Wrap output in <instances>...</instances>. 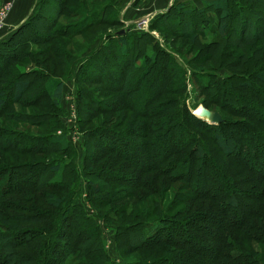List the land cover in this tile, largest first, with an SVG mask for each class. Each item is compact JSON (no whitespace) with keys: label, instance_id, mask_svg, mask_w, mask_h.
Here are the masks:
<instances>
[{"label":"rangeland","instance_id":"obj_1","mask_svg":"<svg viewBox=\"0 0 264 264\" xmlns=\"http://www.w3.org/2000/svg\"><path fill=\"white\" fill-rule=\"evenodd\" d=\"M46 1L40 0V3L45 4V16L36 18L24 32L13 38V41L10 40L9 44L24 47L20 48L17 59L13 55L9 56L0 78V90L5 93V106L0 109V235L8 238L5 241H12V247L7 249L0 241V264H47L49 256V264H86L81 253L99 254L102 262L108 258L107 264H219L220 261L209 259L214 249L228 252L238 250L252 264H264V244L256 239H244L241 231L240 236L235 230L224 232L225 228L220 230L223 235L219 236L216 223L205 227L214 235L210 239L204 228L195 231L199 239L204 241L200 250L207 259L195 255V251L167 244L137 248V244L130 243L127 233L137 232L138 229V234L140 232L142 235L149 229L144 225L160 217L173 222L175 217H192L201 210H208L210 214L219 212L213 211V205L207 199L190 201L189 197L184 196L191 192V185L182 179L173 178L170 173L157 169L139 170L122 157L123 153H118L120 150L131 154L130 149L124 148L119 140L121 137L136 144L153 140L154 150H158V160L166 154L157 148L164 138H170L172 141L168 139L167 144L172 142V145L175 142L173 139L179 140L183 148L200 143L216 164L221 165L234 179L236 188L243 191L239 201L246 208L252 207L263 212L264 176H260L258 170L264 169V165L256 162L255 150L248 145L245 147L246 144L243 147L238 145V136L246 132L244 127L252 125L251 131L258 138L264 137V120L256 121L254 116L264 117V82L251 74L247 82L252 87L239 88L240 80L235 75L251 71L264 72V42L244 39L253 35L256 26L261 35L264 33V0H229V5L235 11L239 3L244 5V11L238 10L248 16L250 26L243 30H246L243 37L240 32L244 28L242 23L227 19L225 33L228 39L215 29L209 30L208 34L198 33L197 38L188 39L179 35L182 31L175 12L159 17L149 26V22L180 0H169L166 9L144 16L140 14L152 10L157 0H57L59 4L60 1L64 2L60 8L59 5L52 8V3H44ZM14 2L0 0L1 6L9 4V7L3 8L7 12L5 22L13 10ZM103 5L109 6L106 10L111 15L109 22L91 27L85 33L71 38L56 32L51 34V30L59 32L60 27L74 25ZM75 13L78 15L74 17ZM119 13L122 24L114 22ZM47 15L52 16L50 20H47ZM182 23L185 24L186 20H182ZM4 28L0 30V40L6 39L16 27H12L9 32L4 31ZM132 29L147 32L138 41L131 36L135 48L137 43L142 44L143 55L145 40L155 41L161 50L157 52L156 62L145 55L139 59L146 58L147 66L152 69L146 91L143 89L136 98L134 95L124 97L125 92L111 91L97 77L84 75L83 80L75 78L79 76L84 63L90 62L91 58L83 63L85 56L92 55V50L100 43L99 36L111 34L115 30H124L125 33ZM102 41L108 44L112 40L106 36ZM204 46L207 50L203 49ZM101 51L104 57L112 55L110 49L100 48L96 56L100 64ZM113 52L117 60L124 61L119 53ZM205 53L210 55L204 57ZM170 54L178 65L168 60ZM185 62L194 69L210 72L209 75L217 74L224 78L223 82H230L231 88L227 92L238 95L240 101L247 103L254 114L244 116L236 109L237 101L232 94L230 98L234 104L227 107L225 104L229 100H220L230 110L204 101L202 92L207 95L210 89L204 90L195 83L194 74ZM34 70L47 74V80L53 78L62 81V95L58 102L50 90L44 91V87L38 85ZM129 72L136 70L130 67ZM27 73L29 75L26 76ZM102 76L106 77L104 74ZM46 79L41 80L43 82ZM22 80H28L31 84L20 97L13 98V82ZM151 80V85H148ZM109 86L118 87V80ZM146 92L149 98L144 101ZM216 93L221 94L219 91ZM178 101L188 104L192 113L202 120L197 115L196 107L217 111L222 120L218 123L204 120L209 126L203 129L186 112L185 122L191 133L184 130L176 133L173 124L167 129L164 123L174 119ZM243 116L245 120H242ZM62 131L66 132L67 140L74 146L72 157L81 178L75 189L74 185L72 188L70 186L76 177L74 167L68 160L70 145L64 148L53 141L55 134ZM217 134L226 140L225 144L230 150L228 153L218 146L214 139ZM188 148L181 155H170L168 159L164 156L162 168L178 165V158H183ZM136 150L132 155L143 165L137 155V146ZM235 155L242 160L246 158L247 166L235 164L238 161ZM58 164L62 166L57 173L49 170ZM83 179L98 185L99 191L94 192L91 188L87 190ZM50 194L61 198V205H53ZM72 195L78 207L71 206ZM80 209L86 213H81ZM249 221L264 226L261 219L250 218ZM58 222L60 224H56ZM196 224L209 226L207 222Z\"/></svg>","mask_w":264,"mask_h":264},{"label":"trees","instance_id":"obj_2","mask_svg":"<svg viewBox=\"0 0 264 264\" xmlns=\"http://www.w3.org/2000/svg\"><path fill=\"white\" fill-rule=\"evenodd\" d=\"M136 1L137 0H134V2ZM49 2L52 3L50 5L52 6V8H57L55 7L56 5H59L58 8H60V4L64 5L63 1H60L59 4L57 0H52V1L47 0L44 3H49ZM39 3L40 0H36L32 10L30 11L26 19L23 22H21L15 29H13L11 33L8 36H6L7 38L5 37L6 39L0 40V78L1 75L4 73V69H6L5 63L8 62L9 56L13 55V57H16L15 59H17L18 58L17 55H19L20 52L19 50L21 47L20 46L17 47V45L15 44L13 45L9 44L10 40L13 41L12 40L13 38H16L21 32H24L26 28L31 26L32 22L36 18L42 19L45 16L44 14L45 11H43L45 8L43 5L45 4L41 2L40 3L41 5L38 6ZM238 5H239L238 9H242L244 11V5L242 3H239ZM108 8H109L108 5L100 6L99 8L95 9L92 13L86 14L85 17L82 20L78 21L76 24L60 27V29L58 30L59 32L54 30H51L50 32L51 34L60 33L61 35L63 36L66 35L70 38L83 34L86 31H88L91 27H95L100 25L101 23H106L110 21L111 15L106 11ZM238 9L236 11L232 9L231 6L229 5V0H208V1L206 0L202 7L191 5L190 3L187 4L185 3V1L180 0L177 1L176 3L171 4L164 12L159 14L158 17H156L151 22H149V26L152 25V23L155 20H157L159 17L162 18L168 14L170 15L174 14L175 12L178 15L177 17L179 18V24L181 26V31H182L179 33V35H182L188 39L197 38L198 33L208 34V31L212 29L217 30V32L223 34V36L227 38V33H225V29L228 26L227 19L235 20L236 23L238 22L242 23L244 28H242L240 32L243 34L244 37L246 30L245 31L243 30L248 29L250 25H248L249 24L248 16L244 12L239 11ZM256 14L259 15L258 13ZM77 15L78 13L73 14L74 17ZM183 15L184 17H182ZM119 16L120 13L117 15L114 22L116 21L122 24V22L118 18ZM50 17L52 16L47 15V20H50ZM182 20H186V23L185 24L182 23ZM258 29L259 28L257 26L253 28V32H252L253 35L244 37V39L245 38L252 39V41L261 40L264 42V33L261 35ZM132 35L135 37H133ZM146 35L147 32H137L135 31V29L134 30L132 29L123 34L117 35L115 30L111 34L106 33L103 36H99L100 43L97 45V47H94V49L92 50V55L90 54L92 57H90V55L85 56L86 60L83 61V63L86 61L88 62L89 59L91 58L90 62L87 64L84 63V66H82V69L79 72L80 73L78 76L79 78L78 77L75 78L83 80L85 78L84 75H87V77H97L99 79V82L109 87L111 91L114 90V92H125L126 95L124 97L127 96L130 97L131 95H132L131 97H133L134 95L136 98L137 94H139V92H141L143 89L144 91L147 90V83L149 79H151L152 77L151 76L149 78V75H151L152 73V69H150L147 66L146 58L148 57V59H150L151 61L155 60L156 62L157 52L158 51L161 52V50H159L160 48L157 47L155 41H150L151 42L150 43L145 40V44H143V46H145V53H144L145 56L143 55L142 48L140 47L142 45L141 43H137L138 46L135 48V44L132 38L138 41L140 39H143V37ZM106 36L111 38L112 40L111 43L108 44H106V42L103 43L102 38ZM100 45H102V47H100ZM100 48L101 50L102 48L107 50L110 49L109 52L112 54L111 57L109 56L107 58L104 57L103 52L101 51L102 53V54L100 53L101 54L100 56H102L101 64L100 62H98L99 57L98 58L96 57L97 54L99 53L98 51L100 50ZM204 48L205 50H207L206 46H204L203 49ZM113 50H115L116 53H119L124 61L117 60L114 57ZM258 50L260 49H257V51ZM207 55L209 56L210 54L205 53L204 57H207ZM142 56L146 58H144V60L139 61V59ZM13 57L11 59H13ZM94 59H96L97 62L94 63L93 62ZM168 60L170 62L172 61L173 64H177L175 59L172 58L171 54L169 55ZM90 63H91V67H89ZM185 65L187 68H189L190 72L194 74L195 83L199 87H202V89L204 90L210 89V93H208L207 95H205L202 92V94L204 95V99H203L204 101H208L209 103L219 105L221 108L223 107L227 108L228 107L227 105L234 104V101L230 98L232 92H227L228 88H231L230 82H223L224 78L222 79V77H219L215 73L209 75L210 72L208 71L194 69L188 62L187 63L185 62ZM168 66L170 69V64ZM130 67H134L136 72H129ZM93 70L94 73L97 74V76L93 73ZM34 71H35V75H37L38 85L40 84L41 87H44V91L50 90V92H52V95L55 96V99L58 102V100L61 98L62 95V86H63L62 81L60 79H53V78L47 80L46 79L47 74H45L43 71L41 70L39 71L34 70ZM102 74H104L106 77H103ZM238 74L239 75H235V76H237L238 80H240L238 85L239 88L248 89L249 87L250 88L252 87L247 82V79L248 77H250L249 75L251 74L264 82L263 71L256 73L251 71L250 73H238ZM27 75L29 74L27 73L26 76ZM42 78H45L46 80L42 82L41 80ZM28 80L13 82V86H12L13 98L20 97L21 93L26 89H28V85L31 84L30 82H28ZM115 80H118V87L109 86ZM152 80L148 85H151ZM216 91L221 92V94L220 95L217 94ZM4 95H5L4 91L0 90V109H2L5 106V99L3 98ZM232 95L237 101L236 109L240 110V112L244 114V116H252L254 114V111L247 103L243 104L240 101L241 99L239 98L238 95L234 93ZM148 98L149 97L146 92L144 96V101L145 99L147 100ZM222 98L229 100V102L226 104L224 102L221 103L220 100H222ZM178 102H176V104H178ZM222 104H225V106L227 107L223 106ZM235 106L236 105H234V107ZM227 109L230 110V108ZM186 112H188V116L194 122H196V124H199L200 128L203 129L208 128L209 125L206 124V121L196 117L192 113L190 106H188V104L184 103L183 101L179 102L178 107L176 108V111L174 113V119H172V121L170 120L164 123L166 124L165 127L169 129V125L173 124V126L177 130L176 133L180 132L181 130H184L186 133H191L190 128H188L185 122ZM254 116H256V121L264 120V117L260 115L254 114ZM245 119H246L245 117L242 118V120ZM251 128L252 125H247L246 128L244 127L246 132H242L241 133L242 136H238L239 139L238 145L242 146L246 144L245 147H247L248 145L249 148L255 150L256 152L255 156L257 159L256 162L257 161L260 162V165L262 166L264 165V137L260 136L258 138V135H256L255 132L253 133V130L251 131ZM53 138H54L53 139L54 142L60 144L64 148H68L70 145L71 155L68 160L70 161L71 165L74 167V171L76 173V177L72 179L70 186L72 188V185H74V189H75V185L77 181L81 178L79 176V172L77 171V168L75 167L76 164H74V158L72 157L74 146L67 140L65 131H62V133L59 134H55ZM168 139L170 138L167 137L166 139L164 138L163 140H161L160 142L162 144L159 143V147H157L159 150H162V152L166 153L164 155L167 156L166 159H168L170 155H176V156L181 155V153H184V150L188 148V146H185V148H183L182 144L177 139H173L175 141L174 145H172V142L167 144V142L172 141L171 139L168 141ZM214 139L217 141V144L221 148V150H224L223 151L224 153H228L230 151L229 149H227V146L225 144L226 140L224 139V137H222L220 134H217L215 135ZM119 140L122 142V144H124L125 146L124 148L128 147L130 149L131 154H129V152L128 154L126 152H120V150L118 151V153H123L122 157L124 159H127L129 163H132L134 167H137L139 170H146V171L157 169L158 171L170 173L171 177L173 178H177L180 180L182 179L184 182H187L189 185H191L190 186L191 192L184 194V196L189 197L190 201L195 199H207L212 203L214 208L213 211L219 212L218 214L217 213L210 214L208 210H204V211L201 210L198 212V214L192 217H188V218L175 217L173 222L172 221L168 222L167 220L160 217L158 220H155L151 223H148L146 225L143 224L144 226H146V228L149 229L142 235L140 234V232L138 234V229H136L137 232H131L130 234L127 233L130 243L137 244V248L149 247V246L158 247L162 244L164 245L167 244L179 249H187L190 252L195 251L194 252V254L196 253L195 255L207 259V256L201 253L200 250V248L203 247L202 244H204L203 243L204 241L199 239L197 234H195V231L204 228L207 238L210 239V237H214V235L210 233L209 229L206 230L205 227H211L212 225L217 224V227L219 228V232H220L219 236L223 235L221 234L220 230H222V228H225L224 232L228 229L235 230L237 231V235L240 236L239 233L241 231L244 239L245 238L252 240L256 239L257 241H259V243L264 244V226L260 224H256V222L249 221L250 218H253L255 220L261 219V224H264V215L262 214L264 210L263 212L262 211L260 212L259 210H255L252 207L246 208L244 206V203L239 201L240 194L242 196L244 194L243 191L240 188H236L235 186L236 183L234 179L223 170L221 165L216 164L215 160L211 157V155L204 150L203 145H201L200 143L191 145V147L187 149V152L185 153L183 158H178L180 160V163L178 165H175L173 168H169V167L162 168L161 165L165 158L163 156L158 160V150L156 151L154 150L155 144H153L154 142L153 140H151V142L149 140L148 142L145 141L142 144L129 142V140L125 139L124 137L119 138ZM110 146L112 147V145ZM136 146L139 149L137 155L140 156V160L143 161V165L142 163L137 162L134 159V155H132L136 151H138L136 150ZM252 153L253 152H250V154ZM153 156L154 158H152ZM235 157L238 159V161L235 164L243 163L244 167L247 166L248 162L246 161L245 157H243L245 158V160H242V158L240 159L236 155ZM61 166H62L61 164L54 165L49 170L51 172L57 173ZM250 168L252 169V166ZM162 172L160 174H164ZM258 174L260 176H264V169L260 168L258 170ZM83 181L87 190L91 188L92 190L94 189L93 190L94 192L99 191L98 185L91 184L88 180L85 181L83 179ZM71 188L70 190H72ZM252 194L253 193H251V195ZM49 197L53 198L51 200L53 205L55 206L61 205V201H62L61 198H59L58 196H54L52 194H50ZM71 203H73L71 206L78 207L77 202H75V200L73 199V195L71 196ZM82 212L83 210H81V213ZM203 221L207 222L209 226L196 224L199 222L204 223ZM56 224H60V223L58 222ZM139 225L135 224L134 226H139ZM216 236L218 237V235ZM5 237L6 236L3 234L0 235V241L3 242L2 246L4 247V249L6 247H12V241L11 240L5 241L6 239H8ZM80 255H82L81 256L82 260H85V262H87L86 264H104V263L107 264V262L109 261L107 258L106 262L105 261L102 262L99 258V254L95 256L89 254L87 255V253H81ZM241 258L243 259L241 260ZM209 259L210 261H215V262L220 261L219 264H233L232 262L234 261H236L235 264H252L250 260L247 259L246 256L241 255V253L238 250H235V252L232 251L228 252V251H223L221 249H216V250L214 249L213 255L209 256ZM96 260L99 261V263H97ZM50 261H51V256L47 257V264L51 263ZM124 264H136V263L129 262ZM182 264H187V263L182 262Z\"/></svg>","mask_w":264,"mask_h":264},{"label":"crops","instance_id":"obj_3","mask_svg":"<svg viewBox=\"0 0 264 264\" xmlns=\"http://www.w3.org/2000/svg\"><path fill=\"white\" fill-rule=\"evenodd\" d=\"M185 3H191L195 6L202 7L206 0H183ZM208 1V0H207ZM36 0H15L13 10L11 11L4 31L9 30L13 27H17L24 19L28 16L30 11L32 10ZM169 0H157L155 6L152 10L144 12L140 14V16H144L146 14L154 13L160 10H164L167 8ZM7 32V31H6Z\"/></svg>","mask_w":264,"mask_h":264},{"label":"water","instance_id":"obj_4","mask_svg":"<svg viewBox=\"0 0 264 264\" xmlns=\"http://www.w3.org/2000/svg\"><path fill=\"white\" fill-rule=\"evenodd\" d=\"M117 34H123L124 33V30H119V31H117L116 32ZM196 109H198V107H196ZM206 111H208L209 112V117L208 118H203L204 120H206L207 122H209V123H218V122H220L221 120H222V118H221V116H220V114H219V112H217V111H210V110H206ZM195 113H196V111H195ZM197 114V113H196ZM198 115V114H197ZM199 116V115H198ZM199 117H201V116H199ZM202 118V117H201Z\"/></svg>","mask_w":264,"mask_h":264},{"label":"built area","instance_id":"obj_5","mask_svg":"<svg viewBox=\"0 0 264 264\" xmlns=\"http://www.w3.org/2000/svg\"><path fill=\"white\" fill-rule=\"evenodd\" d=\"M4 7L5 8L9 7V4L6 3V4H3L2 6L0 5V30L3 28V26L6 25L5 16L7 12H4V9H3Z\"/></svg>","mask_w":264,"mask_h":264},{"label":"bare ground","instance_id":"obj_6","mask_svg":"<svg viewBox=\"0 0 264 264\" xmlns=\"http://www.w3.org/2000/svg\"><path fill=\"white\" fill-rule=\"evenodd\" d=\"M197 113L199 116H201L202 118H208L209 117V112H207L205 109H203L202 107H199L197 109Z\"/></svg>","mask_w":264,"mask_h":264}]
</instances>
